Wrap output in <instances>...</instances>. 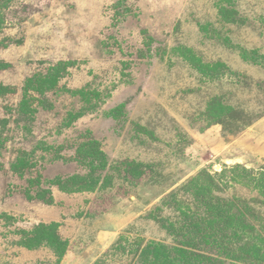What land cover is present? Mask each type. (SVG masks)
Listing matches in <instances>:
<instances>
[{"label": "rangeland", "instance_id": "374dc122", "mask_svg": "<svg viewBox=\"0 0 264 264\" xmlns=\"http://www.w3.org/2000/svg\"><path fill=\"white\" fill-rule=\"evenodd\" d=\"M263 176L264 0H0V264H264Z\"/></svg>", "mask_w": 264, "mask_h": 264}, {"label": "trees", "instance_id": "16d2710c", "mask_svg": "<svg viewBox=\"0 0 264 264\" xmlns=\"http://www.w3.org/2000/svg\"><path fill=\"white\" fill-rule=\"evenodd\" d=\"M43 82H44V80L41 82V84L39 85V88H42V86H43ZM264 177V176H263ZM260 183H262L263 185H262V188L264 189V181H259Z\"/></svg>", "mask_w": 264, "mask_h": 264}]
</instances>
